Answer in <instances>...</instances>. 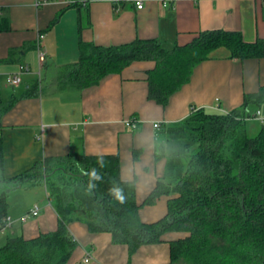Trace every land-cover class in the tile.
<instances>
[{
	"label": "crops",
	"instance_id": "1",
	"mask_svg": "<svg viewBox=\"0 0 264 264\" xmlns=\"http://www.w3.org/2000/svg\"><path fill=\"white\" fill-rule=\"evenodd\" d=\"M38 2L0 0V103L15 101L2 118L5 176L22 174L51 157L118 155L122 179L135 182L142 221L156 222L168 212L169 198L145 201L166 166L155 151L161 128L196 109L240 107L246 94L264 85V58L241 61L220 51L200 63L165 106L149 98L148 73L155 68L154 61H136L120 74H110L82 90L63 88L61 79L78 62L81 42L118 46L153 39L171 48L190 44L204 31L221 29L240 32L248 42L264 39V0H123L117 7L109 0H90L87 6L83 0ZM40 37L47 54L44 63L38 57ZM21 66L28 68L20 73L21 83L9 85L8 75L20 72ZM29 91L35 94L27 96ZM258 110L264 117V110ZM128 119L138 120V128L128 127ZM33 188L34 201L10 206L8 211L11 229L26 239L55 231L59 223L46 185L24 187L26 192ZM36 204L41 213L23 220ZM69 229L78 244L67 264H169L171 260L167 241L143 246L131 255L128 246L114 244L108 232H91L82 222H73ZM172 237L176 235L166 240Z\"/></svg>",
	"mask_w": 264,
	"mask_h": 264
},
{
	"label": "trees",
	"instance_id": "2",
	"mask_svg": "<svg viewBox=\"0 0 264 264\" xmlns=\"http://www.w3.org/2000/svg\"><path fill=\"white\" fill-rule=\"evenodd\" d=\"M220 51L230 59H261L264 39L248 42L240 32L221 29L204 31L190 44L171 48L153 39L118 46L81 42L79 60L61 84L82 90L136 61H154L148 73L149 98L165 106L190 81L194 69ZM14 103H0V133L2 118ZM262 105L264 85L246 94L236 109H196L161 128L155 151L166 166L145 204L167 196L168 212L151 223L141 219L135 182L122 179L118 155L51 157L6 177L0 134V227L10 215L11 193L41 182L59 217L55 231L31 239L8 236L0 245V264H67L78 244L69 229L73 222L87 224L91 232L110 233L113 243L128 246L131 255L167 241L169 264H264V122L255 121ZM256 123L259 129L251 136ZM100 158L103 168L97 163ZM92 168L102 180L90 181L81 172ZM89 183L96 185L91 191ZM113 187L121 189L124 203L110 193ZM169 235L176 237L166 240Z\"/></svg>",
	"mask_w": 264,
	"mask_h": 264
},
{
	"label": "built area",
	"instance_id": "3",
	"mask_svg": "<svg viewBox=\"0 0 264 264\" xmlns=\"http://www.w3.org/2000/svg\"><path fill=\"white\" fill-rule=\"evenodd\" d=\"M38 4L39 5H42L44 3L47 2V0H38ZM90 0H83V5L86 6L88 4ZM93 1H96V0H93ZM110 2H112L113 4L114 3H119L120 0H109ZM123 1V0H121ZM143 7V4L141 2H138L137 3V8L138 9H141ZM43 37H40L39 39V49H38V54H39V60L40 62L44 63L46 61V57L47 54L46 52L43 50V44L41 42H43L42 40ZM25 70H28L27 67L25 66H21L20 67V72L18 73H15V74H10L8 75L7 77V81H8V84L11 85V86H17L21 83V77H20V73L25 71ZM256 118L259 119L261 122H264V117H262V114H261V111H257L256 114H255ZM125 124L128 126V127H131L132 129H137L138 126H139V123H138V120L136 119H128L125 121ZM155 128H159L160 127V124L156 123L155 125ZM41 207L39 205H34L33 207H31L28 212L26 213L25 217L23 218V220H27L29 218H32V217H37L40 213H41ZM12 223H13V218L11 215H8L5 220H4V223H3V226L0 227V232H6L8 231L12 226ZM86 262L88 263V259L86 260Z\"/></svg>",
	"mask_w": 264,
	"mask_h": 264
},
{
	"label": "rangeland",
	"instance_id": "4",
	"mask_svg": "<svg viewBox=\"0 0 264 264\" xmlns=\"http://www.w3.org/2000/svg\"><path fill=\"white\" fill-rule=\"evenodd\" d=\"M261 110H264V105L261 106ZM259 129V124H254L251 126L250 128V135L251 136H255L257 132V130ZM26 189H24V187H20L19 189L14 190L11 193L10 198V204L11 207H18V206H23L26 203H30L32 201H34L36 199L35 197V192L36 189L33 188L32 191H25ZM39 190V189H38ZM41 191V189H40ZM42 192H44L43 188H42ZM44 193H42L41 197L39 199H41L43 201L44 197H43ZM40 201V200H39ZM12 228V227H11ZM9 229L6 232H0V245H3L6 243V239L8 236H12V235H16L12 229ZM178 264H185L184 261L179 262Z\"/></svg>",
	"mask_w": 264,
	"mask_h": 264
},
{
	"label": "clouds",
	"instance_id": "5",
	"mask_svg": "<svg viewBox=\"0 0 264 264\" xmlns=\"http://www.w3.org/2000/svg\"><path fill=\"white\" fill-rule=\"evenodd\" d=\"M97 163L100 165L101 168L105 166L103 159L100 158L97 160ZM81 172L83 175H86L89 177L90 181H100L102 180V176L98 174L97 170L95 168H92L90 171L85 172L83 169H81ZM96 185L93 183H89L88 188L91 191L93 188H95ZM110 193L118 200L120 203H124V196L122 194L121 189L117 187H113L109 189Z\"/></svg>",
	"mask_w": 264,
	"mask_h": 264
}]
</instances>
